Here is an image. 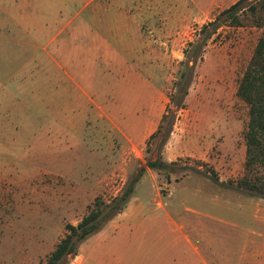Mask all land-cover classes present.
Wrapping results in <instances>:
<instances>
[{"label":"rangeland","instance_id":"1","mask_svg":"<svg viewBox=\"0 0 264 264\" xmlns=\"http://www.w3.org/2000/svg\"><path fill=\"white\" fill-rule=\"evenodd\" d=\"M14 1L21 2L0 0V264H45L66 226H76L96 201L122 194L140 168L126 208L61 264H264V199L231 186L243 176L248 124L236 91L262 30L224 27L191 61L202 27L238 0L137 2L159 12L158 33L143 25V63L136 66L143 79L137 107L151 123L124 130L94 128L96 109H85L76 83L93 79L104 88L114 72L128 77L133 68L68 60L88 35L100 36L95 24L92 34L71 37L93 27L89 13L103 0L52 3L65 6L64 21L78 12L47 49L53 60L44 43L33 46L16 28ZM125 8L135 5L128 0ZM163 109L175 112L165 144L160 136L148 140ZM122 110L130 119L131 109ZM148 162L172 166L156 171Z\"/></svg>","mask_w":264,"mask_h":264},{"label":"crops","instance_id":"2","mask_svg":"<svg viewBox=\"0 0 264 264\" xmlns=\"http://www.w3.org/2000/svg\"><path fill=\"white\" fill-rule=\"evenodd\" d=\"M32 1L34 5H30L31 0H21L19 5L17 1H14L12 15H18L19 22L15 21L16 28L21 33L24 32L29 35L33 41L31 43L33 46L37 45V42L44 43L43 51L46 52L58 36L66 30L73 18L77 17L78 12L74 16H69L71 18L68 21H64V18H68L63 15L65 6H60L59 4L52 6L53 2L63 0ZM64 1L70 2L72 0ZM95 1L84 0L87 6ZM127 1L103 0L102 8L93 9L89 13L88 18L93 23V27L90 29L76 28L73 31L74 35H71L75 41L77 33L92 34L96 30L94 29L95 24L100 25L99 27L97 26V30L101 31L100 36L90 40L88 35L89 42L86 45L78 46L77 51L68 58V60H71L70 63L76 62L77 64L85 65L90 64V62L97 63V60H103L110 66L129 65L131 69L133 68V72L130 70L128 77L122 73L117 74L114 72L113 77L107 79V86L104 88L101 83H96L97 81L93 79L82 78V87L76 83V88L87 98L88 104L85 109H90L89 112H93V109H96L97 114L92 116L96 122L94 128H99L101 125V127L112 130L139 129L151 123L149 115L144 120L145 109L137 107L138 99H141L142 92L140 90L143 88V79L142 75L136 72V66L143 63V25L147 26L150 35L158 33L153 19L159 16V12L157 9L143 10L140 6L137 7V2H140V0H130L134 3L135 8L126 9ZM48 6L51 8L49 11L46 10ZM28 8L31 9L30 15L27 13ZM20 10L22 13L18 14ZM44 12H46L47 16L44 15L42 17ZM162 16L168 19L169 10L162 13ZM109 19H115V21L111 23ZM59 21H63L65 24L57 28ZM101 24H103V27ZM53 25L54 27L52 28ZM168 27L169 25L166 26V29ZM152 42L153 40L149 41L150 44ZM64 44H68L67 41ZM46 54L50 57V60H53L49 53L46 52ZM116 70L121 71L119 69ZM72 82L74 81L72 80ZM102 88L103 90H101ZM128 97L131 99L129 105L124 103V100ZM100 99H103V101H100ZM126 108L131 109L130 119L124 115L122 110ZM149 110L151 112L156 110L157 112L161 109ZM165 112L166 109H163V113L158 117V126Z\"/></svg>","mask_w":264,"mask_h":264},{"label":"trees","instance_id":"3","mask_svg":"<svg viewBox=\"0 0 264 264\" xmlns=\"http://www.w3.org/2000/svg\"><path fill=\"white\" fill-rule=\"evenodd\" d=\"M224 27L262 30L236 91L237 98L248 108V124L244 134L246 149L243 176L235 184H230L250 196L264 199V0H238L204 25L201 32L205 36L196 45L192 62L197 60L207 41ZM209 28L212 29L208 32ZM184 95H187L186 91ZM180 109L182 107L177 105V110ZM174 120L175 112L166 109L158 129L148 140L160 136L161 144H165L172 133ZM171 166L160 162L147 163V167L156 171L167 172ZM144 171L140 168V175L110 203L96 201L95 207L76 226L67 225L65 237L56 245L45 264H61L63 259L76 256L79 244L100 232L109 220L126 208Z\"/></svg>","mask_w":264,"mask_h":264}]
</instances>
